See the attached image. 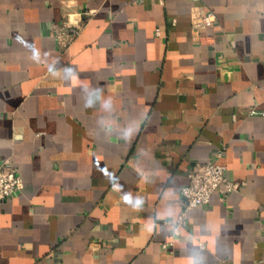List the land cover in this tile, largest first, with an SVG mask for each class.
<instances>
[{"label": "crops", "instance_id": "obj_1", "mask_svg": "<svg viewBox=\"0 0 264 264\" xmlns=\"http://www.w3.org/2000/svg\"><path fill=\"white\" fill-rule=\"evenodd\" d=\"M6 159L0 264H264V0H0ZM210 160L241 186L164 247Z\"/></svg>", "mask_w": 264, "mask_h": 264}, {"label": "built area", "instance_id": "obj_2", "mask_svg": "<svg viewBox=\"0 0 264 264\" xmlns=\"http://www.w3.org/2000/svg\"><path fill=\"white\" fill-rule=\"evenodd\" d=\"M196 3L201 0H195ZM199 6V5H196ZM198 20L207 26L215 23L216 16L213 11L202 10L197 15ZM81 21L70 24V35H78L83 28ZM160 33V31H158ZM252 110V113H256ZM222 156V152L216 153ZM221 186H224L225 193L237 190L241 183L230 179L227 175V166L215 160L207 162H196L189 172V182L182 188V208L176 219H170L172 224L173 237L163 243L164 247L172 249L175 246L176 237L181 234L182 229L188 224L189 210L199 205L210 203L212 195ZM25 181L19 168L14 165L11 159L0 163V199H8L17 191L23 190Z\"/></svg>", "mask_w": 264, "mask_h": 264}]
</instances>
